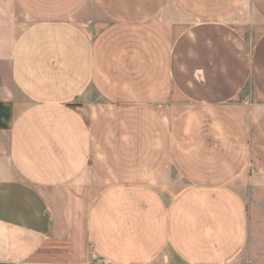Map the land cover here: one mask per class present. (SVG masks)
Listing matches in <instances>:
<instances>
[{
	"label": "crops",
	"instance_id": "obj_1",
	"mask_svg": "<svg viewBox=\"0 0 264 264\" xmlns=\"http://www.w3.org/2000/svg\"><path fill=\"white\" fill-rule=\"evenodd\" d=\"M260 192L264 0H0V264H258Z\"/></svg>",
	"mask_w": 264,
	"mask_h": 264
},
{
	"label": "rangeland",
	"instance_id": "obj_2",
	"mask_svg": "<svg viewBox=\"0 0 264 264\" xmlns=\"http://www.w3.org/2000/svg\"><path fill=\"white\" fill-rule=\"evenodd\" d=\"M260 196L251 198L249 203L251 206V248L253 249V259L258 264H264V213L260 209V205L264 201V192H260ZM246 264H252L248 261Z\"/></svg>",
	"mask_w": 264,
	"mask_h": 264
}]
</instances>
